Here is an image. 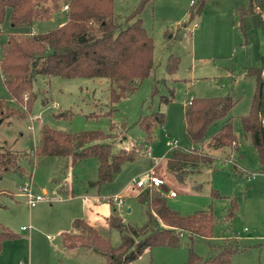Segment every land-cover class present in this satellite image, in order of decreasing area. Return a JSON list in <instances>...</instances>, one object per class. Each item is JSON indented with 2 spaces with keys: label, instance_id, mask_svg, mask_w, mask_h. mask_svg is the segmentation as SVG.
<instances>
[{
  "label": "rangeland",
  "instance_id": "1",
  "mask_svg": "<svg viewBox=\"0 0 264 264\" xmlns=\"http://www.w3.org/2000/svg\"><path fill=\"white\" fill-rule=\"evenodd\" d=\"M63 1L60 0L62 8ZM114 2V18L124 27L126 18L141 0ZM200 2L152 0L145 6L140 17L154 39L155 66L136 90L116 106L111 102V81L106 77L35 75L33 90L37 97L30 108L27 96L23 103L11 97L0 70V101H3L0 150L18 154L24 167L21 171L9 170L0 175V221L19 235L4 241L0 264H17L20 260L21 264H104L106 258L91 249L85 253L82 248H88H66L60 233L63 230L75 233L70 218L83 217L107 236L111 245L119 246L121 231L109 227L99 216L112 207L126 223L143 225L147 220L146 206L137 195L140 190L156 188L136 187L133 179H139V175H146L149 170H154L178 192L176 197L167 193L170 208L186 215L212 206L215 228L213 236L208 238L184 233L178 247L148 249L129 264H182L194 253L209 256L212 253L210 245L221 244L224 238L238 241L239 249L231 264H264V164L260 162L251 137L244 134L240 119L249 113L257 86L256 76L249 70L261 64L264 30L253 14L242 16L239 13L240 8L250 7V0H204L201 12L187 22L190 8L197 7ZM66 20V13L59 9L50 19L36 21L34 27L37 32H45ZM27 30L29 27L25 24L11 26L8 9L0 24V41L6 40L11 31L25 35ZM188 30H191L190 36L184 35ZM172 57L178 60L175 71L168 70ZM228 94L236 101L229 117L234 119L239 147L235 151L229 147L205 148L217 156L220 165L217 171L206 169L198 176L202 187L195 191L166 173L167 154L173 147L170 143L177 140L176 146L191 148L184 129L185 107L190 100ZM164 96L171 101L162 102ZM157 111L165 112L167 120L156 128L151 147L146 148L145 133L138 121L145 115L153 119ZM44 125L69 132H110L113 128L117 136L107 140L112 150L133 148L138 155L122 163L113 181L94 185L100 162L97 157L72 166L66 157L36 155ZM221 125L222 121L213 124L205 141H210ZM148 149L150 151L146 152ZM30 181L38 193L43 187L48 188V201L35 207L28 204L21 192ZM54 188L64 192H55ZM213 190L219 191L221 196L215 197ZM71 191L74 196L67 198L72 196ZM97 195L104 204L95 209L93 202ZM115 196L124 197L122 206L117 205ZM235 197L239 210L227 220L226 213ZM94 213L98 220L92 223L89 219Z\"/></svg>",
  "mask_w": 264,
  "mask_h": 264
},
{
  "label": "trees",
  "instance_id": "2",
  "mask_svg": "<svg viewBox=\"0 0 264 264\" xmlns=\"http://www.w3.org/2000/svg\"><path fill=\"white\" fill-rule=\"evenodd\" d=\"M0 0V24L10 9L11 26L27 25L25 35L17 31L8 33L0 45V70L4 84L11 97L31 108L36 99L34 76L106 77L111 81V102L113 106L134 92L155 66L153 37L143 25L140 14L152 0H141L131 12L127 25L122 27L115 16L114 0H64L67 5V20L62 25L45 32L33 33L36 21L50 19L61 9L60 0ZM204 0L189 10V21L203 8ZM250 7L240 8L245 16L253 14L257 24L264 30V0H250ZM194 4V3H193ZM169 71L178 68V60L169 58ZM264 55L261 64L251 68L249 73L256 76L257 87L248 114L240 116L244 134L250 136L257 150L260 162L264 164ZM173 92V90L171 91ZM155 90H153V94ZM168 96L162 102L168 103ZM236 104L231 94L224 96L199 97L190 100L185 107V133L191 142L190 149L179 145L172 147L165 164L166 173L185 186L199 191L202 184L198 176L206 169L218 170L220 162L208 149H238V137L234 131V119L229 113ZM3 101H0V109ZM166 113L157 111L156 115L142 116L138 124L145 133L144 145L150 148L155 130L166 123ZM222 121L220 129L205 141L209 128ZM117 134L102 130L69 132L48 125L41 128L40 147L36 155L66 157L67 163L74 166L91 157L99 159L97 184L113 181L121 170L124 161L133 160L138 153L130 150H112L107 140ZM150 149H148L149 152ZM153 162V161H152ZM222 163V162H221ZM24 168L19 155L11 150H0V175L9 170ZM237 171V169H235ZM25 169L23 170V172ZM171 189L168 190L170 192ZM73 196V192L71 191ZM215 197L221 196L213 190ZM137 198L146 206V222L132 225L125 222L116 208L106 217L111 228L122 233L121 244L111 245L110 239L102 235L88 221L77 218L73 221L75 233H61L62 242L68 248L85 247L100 253L106 258L104 264H129L139 258L146 250L154 247H178L184 233L202 237L213 236L216 217L212 206L197 210L192 214H182L167 204V193L160 188L140 190ZM239 210L238 201L231 199L226 219L231 220ZM19 235L0 221V251L5 240ZM212 253L203 257L192 254L182 264H231L238 251V241L224 238L221 244L210 245Z\"/></svg>",
  "mask_w": 264,
  "mask_h": 264
},
{
  "label": "built area",
  "instance_id": "3",
  "mask_svg": "<svg viewBox=\"0 0 264 264\" xmlns=\"http://www.w3.org/2000/svg\"><path fill=\"white\" fill-rule=\"evenodd\" d=\"M193 2V1H192ZM67 8V5H65ZM191 31H185L184 35L190 36ZM1 45V41H0ZM173 147L176 146L177 140H173L170 143ZM139 179H133L134 184L136 187H151V188H160L166 184L165 180L160 177L154 170H149L146 175H139ZM23 191L21 192L26 198L27 202L31 207L37 206L40 202L48 200L45 194L38 193L34 190V183L32 181L25 183L23 186ZM178 192L176 190H171L170 195L176 196ZM115 202L117 205L122 206L124 204V197L123 196H115ZM23 229H26L23 227Z\"/></svg>",
  "mask_w": 264,
  "mask_h": 264
},
{
  "label": "crops",
  "instance_id": "4",
  "mask_svg": "<svg viewBox=\"0 0 264 264\" xmlns=\"http://www.w3.org/2000/svg\"><path fill=\"white\" fill-rule=\"evenodd\" d=\"M66 7H65V5H64V7L62 8L61 7V10L62 11H64L65 13H66ZM66 22V21H65ZM33 30L37 33V31L35 30V27L33 28ZM191 31V30H190ZM263 76H264V70H263ZM257 87V86H256ZM256 90V89H255ZM238 147H239V143H238ZM216 150H218V149H216ZM94 185H95V183H94ZM135 186V185H134ZM133 186V187H134ZM162 188H168V190L169 189H171L172 190V187L170 188L169 187V184L168 183H166L164 186H162ZM34 189H35V187H34ZM174 189V188H173ZM63 189H61V188H54V191L56 192H64V191H62ZM69 190H70V188H69ZM67 191H68V189H67ZM47 192H48V188L47 187H43L42 188V190H41V193H43V194H45V196L47 195ZM168 193V192H167ZM22 195V194H21ZM178 195V194H177ZM176 195V196H177ZM23 196V195H22ZM73 196H74V193H73ZM73 196H68L67 198H72ZM169 196H171L170 195V192H169ZM176 196H173V197H176ZM25 197V196H24ZM55 197H52L51 199H54ZM48 199V198H47ZM98 199V200H97ZM46 201H48V200H46ZM103 202V200H100V198H99V196L97 195V196H95V201L93 202V206L95 205V209L97 208V207H100V205H103L104 203H102ZM130 209V211H131V208H129ZM129 209L127 210L128 212H130L129 211ZM111 210H112V207L110 208V210L108 209L107 210V212L104 214V215H100L99 217H101L102 218V221L103 222H106V217L111 213ZM77 218H81V219H84L83 217H71L70 218V220H72V224H73V221L75 220V219H77ZM89 219V218H88ZM89 220H91L92 221V223H94V220H98V217H97V213H94L93 214V216H92V218L91 219H89ZM89 223H90V221H89ZM107 223V222H106ZM91 224V223H90ZM92 225V224H91ZM94 226V225H93ZM22 229H23V227H22ZM74 229V228H73ZM23 230H25V229H23ZM65 231H70V230H63V231H61V233L62 232H65ZM61 233H60V236H61ZM62 238V237H61ZM66 247V246H65ZM66 248H68V247H66ZM79 248H82V247H75V248H68V249H79ZM83 250H84V252L85 253H89V251H91L90 249L89 250H85L84 248H82ZM17 264H21V260L17 263Z\"/></svg>",
  "mask_w": 264,
  "mask_h": 264
},
{
  "label": "water",
  "instance_id": "5",
  "mask_svg": "<svg viewBox=\"0 0 264 264\" xmlns=\"http://www.w3.org/2000/svg\"><path fill=\"white\" fill-rule=\"evenodd\" d=\"M160 189H161L163 192H165V193L168 192V188H162V187H160ZM129 211H130V209H129Z\"/></svg>",
  "mask_w": 264,
  "mask_h": 264
}]
</instances>
